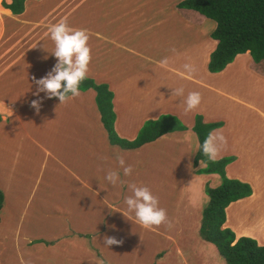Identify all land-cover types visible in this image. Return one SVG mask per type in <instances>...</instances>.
I'll list each match as a JSON object with an SVG mask.
<instances>
[{
  "label": "crops",
  "instance_id": "obj_1",
  "mask_svg": "<svg viewBox=\"0 0 264 264\" xmlns=\"http://www.w3.org/2000/svg\"><path fill=\"white\" fill-rule=\"evenodd\" d=\"M69 1L24 0L22 11L13 13L12 8L10 10L5 6L11 0H0V264H28L29 249H34L37 254L46 249L65 251L57 256L67 260L68 264L85 261L98 264L100 260L104 264H113V260L100 249L101 242L95 239L97 233L102 234L109 225V214L119 215L118 219L127 218L133 225L146 229L136 220H130L131 216L123 215L125 197L132 195L129 184L147 185L155 190L159 187L160 191H164L162 188L166 184L169 188L177 186V194L183 196V209L174 217L167 212L168 219L173 217L176 222L174 234L171 233L173 228L166 224L154 226L151 230L154 238L162 244L154 250L153 255L156 252L161 254L155 255L153 264H211L205 258L207 252L213 249L210 243L203 244L207 242L198 236V227L202 207L208 200L206 197V202L203 201L204 185L209 187L210 184V188H214L220 183V178L216 174L195 173V170L204 168V164L200 161L195 167L192 164L198 144L191 127L194 115L201 114L203 123L223 121L220 127L213 130L219 129L225 136L230 120L228 113L221 114L219 121L210 119L204 100L188 113L186 119H182L181 113L162 110L170 105L162 103L166 100L171 102L173 98L164 96L163 91L168 87L165 82L159 83L162 78L154 77L156 68L167 71L168 67L162 66V59L155 57L160 51L170 57L178 52L176 56L189 59L185 60V64L193 65L200 57V69L206 70L207 75L204 72L187 74L185 69L171 67L168 70L203 89L211 86L203 83V76L210 78L209 81L214 84L212 91L219 90L216 83H223L225 91H229L225 95L228 101H235L244 113H254L246 118V123L252 124L255 136L248 155L242 157L244 154L240 151L231 152L228 149L220 152L215 160L232 157V161L224 167L225 177L247 184L251 190L248 197L231 202L224 208L222 228L229 229L235 239L248 237L257 245H263L264 134L257 133V130L264 127V111L250 104V99L238 100L230 95L231 82L236 79L234 75L241 74L242 65L247 67L248 60L243 62L242 55L248 53L236 55L220 72L210 73L206 65L216 45L209 37L214 23L208 19L211 23L207 22L198 13L170 6L173 14L180 17L170 22L171 27L172 23L178 25L176 30L171 29L172 33L181 34L185 42L180 46L177 43L168 48L164 46V51L162 44L157 46L153 40L150 42V38L140 44L137 34L144 24L142 21H146L136 9L103 6L99 21H89L84 25L75 22V2L78 0H72L74 3ZM93 7L96 9V6ZM13 10L17 8L13 6ZM151 11L154 16L162 12L153 8ZM154 19L156 29L161 24L169 27L164 19ZM62 20L73 28L89 30L92 60L87 79L95 85H105L111 92L112 127L119 139L132 141L144 122L156 120L160 114L176 117L185 125V130L166 133L137 148L122 149L109 144L92 89L80 91V96L62 104L59 98H48L45 93H40L39 97L34 95L37 85L33 77H44L57 63L52 54L55 44L49 28ZM146 26L147 23L144 28ZM165 31L171 32L169 28ZM167 49L169 52H166ZM125 58L134 62V71L139 67L141 70L124 77L122 66ZM227 73L232 76L225 77ZM253 74L246 78L255 76L262 80L260 87L264 90V66L255 69ZM36 99L41 100L39 112L31 106ZM179 99L182 103L181 97ZM228 101L226 105L229 107L224 104L223 107L231 110V115L235 114L237 119V114L243 113H239ZM258 121L261 124L257 125ZM180 139L186 144L185 152L180 149ZM118 156L124 158L126 165L132 166L131 175H124L117 162ZM180 156L185 161L183 175L178 174ZM157 167L169 172V182L167 176L158 179ZM109 170L119 171L120 179L125 183L113 185L108 182L105 176ZM216 177L219 182L213 186L210 182L212 180L215 184ZM197 195L202 203L196 202ZM188 231L192 234L190 239L186 237ZM195 246L198 248L195 249ZM201 246L205 247L204 253ZM76 256H80L79 259Z\"/></svg>",
  "mask_w": 264,
  "mask_h": 264
},
{
  "label": "rangeland",
  "instance_id": "obj_2",
  "mask_svg": "<svg viewBox=\"0 0 264 264\" xmlns=\"http://www.w3.org/2000/svg\"><path fill=\"white\" fill-rule=\"evenodd\" d=\"M180 1L182 0H94L93 2H88V0H85V2L82 0H78L77 2H75L76 7H75L74 12L75 13L77 12V14L75 15V22L85 25L86 22H89V21H99L103 6H130L128 8L129 10L136 9L138 12H141L143 19L146 21L148 25L146 26V28H144L146 23L142 21V23L144 24H142L141 30H139V33L137 34V36H139L141 39L140 44L149 41V38H150V42H152L153 40V43L156 42L157 46L162 44L163 45L162 48L164 46H167L168 48L169 45H173L174 43H177L180 46L185 41L181 37V34L172 33V30H171V29L176 30L178 25L175 24L174 26V23H172V27H171V24H170L172 20L175 21L179 17L173 14V10L171 9L170 6H175ZM69 2L74 3L72 2V0H70ZM93 6H96V9ZM149 6H150V9H149ZM152 8L156 10L161 9L162 12L157 13V15L154 16L151 11ZM168 8L171 10V12H169ZM86 12L88 14V17H86ZM154 18L164 19L166 22H168L169 27H166L163 24H161L156 29L154 27V23L156 19ZM207 22L211 23V21H208V20ZM209 23H206V24H209ZM167 28H169L171 32L165 31V29ZM211 28L213 27H210V29ZM149 34H150V37H147L149 36ZM163 50L165 51V48H163ZM166 52H169L168 49ZM174 54L175 55L173 57H170L169 54H166V53L164 54L163 51H160V54L155 56L157 59L164 60L165 58H167L168 60L167 71L159 67V68H156L157 74L155 72L153 73H155L154 77L156 79L162 78L161 81H159V83L165 82V86L168 87L167 90L163 91L165 92L164 96L166 98L167 97L173 98L171 102H169V100H166L162 103V104H164L165 102H168V104L170 103V105H167L168 108H164L162 110H165V111L171 110V111H175L178 114L181 113L182 119H186L190 111H187V112L185 111L186 106L183 101L186 99L189 92H193V91L199 92L202 96V100H204L205 102V110L206 112H209L211 116L210 119H217L216 121H219L218 117H220L221 114L228 113V118L230 120V123H227V127L229 131L225 134V137L227 138V145L221 148L220 152H224L225 150L229 149L231 150V152H233L232 150H235L237 152L240 151V154H244L242 157L247 156L248 155L247 153L252 148L253 139L255 138V136H254V130H252L253 126H250L252 124L248 122L246 123V118L254 115V113L253 112L244 113L243 108L240 107L237 103H235V101H232V100L228 101V97H226L225 95L229 91H225V87L223 83H216V84H219V90L212 91L214 84L209 81L210 78L203 76L201 78L203 83L206 84V86L209 84L211 85L208 87L210 90L207 88L203 89L197 83L186 81L183 78H181V76L179 77V75H177L176 73L172 72L171 70H168L169 67H171L172 69L173 68L184 69L183 65L185 64V60H189L188 58H185V56H176V55H179L178 52H175ZM242 56H243L242 58L243 62L245 60H248L247 67L245 65H242L243 70L241 68L240 70L242 71L239 70L241 74L234 75L236 79L232 80L231 86H230L231 98H235L238 100H243L245 98L250 99L251 101L249 102L250 104L255 105L259 110L264 111V90H262L260 87L263 81L260 79H256L255 76L254 77L250 76L249 78H246V76L248 75H254L253 72L255 71V69L259 70L261 66H264V63L260 62L261 64H257L251 60L249 55H242ZM162 60H160V62ZM200 60L201 59L199 57L198 60H195V62H193V66L196 69L195 72L196 73L204 72L206 74L205 69H204L205 71H202V69H200ZM235 64H239V63L235 62ZM133 65H134V62L131 63L129 59H126V58L124 59L123 66H122L125 69L123 73L124 77H130L132 76V73H134L135 71L141 70V67H139V68H134L135 69L134 71L132 69ZM230 76L232 75H229V73L225 75V77L227 78H229ZM181 87L184 89V95L181 97V99L183 100L182 101L183 104L180 102V99H179L180 96L172 95L173 90L175 88H181ZM145 98H146V95H145ZM227 101L231 102V104H234V109L239 110V113H243V114H237V119L235 117V114L231 115L232 113L231 110L226 108V107H229L226 105ZM223 104L226 107H223ZM169 106H171V108H169ZM248 106H251V105H248ZM197 115L200 116L201 114H197ZM159 116H161V114ZM174 118L179 122V120L176 117ZM224 120L227 121L226 119ZM220 122L223 123V121H220ZM259 124H261V122L258 121L257 125ZM181 125L185 127V125L183 124ZM261 127L258 128L257 133L261 132L262 134H264V127L263 126ZM179 141H180V149L185 152L184 149H185L186 144H184L181 139ZM192 141H193V138H192ZM174 150H177V149H174ZM141 155H144V153H142ZM178 161L180 163L178 174L183 175L185 171L184 157L180 156ZM162 169L164 168L157 167L156 175L158 179L165 178L167 176V182H169V179H170L169 172L162 170ZM171 174H172V171H171ZM215 181H216L215 184H213L212 180L210 183L213 186H216L219 182V178L216 177ZM209 187H210V184H209ZM162 189L164 191H160L159 187L156 188V190L154 188L150 190L156 197H158L159 207L166 209V211L169 214H172L174 217V215H176L178 212L181 211V209H183V201H184L183 196L181 195L179 196V194H177V191H178L177 186H172V188H169L168 185L166 184V187H163ZM203 197H205L203 201L206 202V199H207L206 195L203 194ZM195 200L196 202L199 201V203H202L200 198H198V195L195 196ZM125 206L126 207L124 209V212L126 213V215H128L129 217L131 216L130 220L131 219L136 220L135 213L128 212L127 205L125 204ZM200 207L201 206H199V208ZM203 207H205V205ZM199 215H200V212H199ZM117 217H119V215H113L112 213L109 214V217L107 219V222H109V225L106 227L105 230H103L102 234L99 233L98 235L97 233V235L95 236L96 237L95 239L98 242H101L99 244H101L100 249L103 251V253L106 254L107 257L111 259V261L113 260L114 262V263L112 262L113 264H153L155 255L161 254V253L157 254L158 252H156V254L153 255L155 253L154 250H156L162 245L158 240L154 238V235L152 234L153 230L151 231L148 229H143L139 226H135L132 223H130L127 218L118 219ZM173 217H172V220H169L171 222V227L169 228L170 229L173 228L171 231L172 234H174L173 230L176 225V222L174 223L173 221L174 220ZM198 223H199V220L196 222V224L198 225ZM163 230L161 227V231ZM195 231H197L196 228H195ZM105 236L115 237L118 240H122L123 243L121 245H112L108 248L107 246L103 244ZM186 237L188 239L192 238V234L190 231L186 233ZM203 244H209V243H203ZM209 245L212 247L213 250L212 251L210 250L207 252L205 259L211 264H224L222 258L217 254L214 246L212 244H209ZM198 246L197 247L195 246V249H197ZM195 249L194 251H196ZM202 249L201 251H203L204 253L205 247H202ZM28 252H29L28 264H68L67 260L62 259L57 256L58 254L64 253L65 251H49L46 249L45 251H41L42 254L40 253L37 254L34 249H29ZM94 255L98 257V259L101 258L98 255L97 251H94ZM79 257L80 256H76L77 259H79ZM78 264H90V263L89 261H85L83 263L80 262ZM159 264H171V263L168 262V263H159ZM189 264H192V263L189 262Z\"/></svg>",
  "mask_w": 264,
  "mask_h": 264
},
{
  "label": "trees",
  "instance_id": "obj_3",
  "mask_svg": "<svg viewBox=\"0 0 264 264\" xmlns=\"http://www.w3.org/2000/svg\"><path fill=\"white\" fill-rule=\"evenodd\" d=\"M23 1L11 0L5 6L10 10L12 8L13 13H20ZM13 6L17 10H13ZM175 6L192 10L214 23L209 37L216 45L209 54L206 65L208 72H220L236 55L245 52L254 63L264 62V0H182ZM88 89L95 92L94 102L110 145L133 149L166 133L185 130L174 117L161 115L156 120L144 122L132 141L119 139L112 127L114 114L111 109V92L105 85H95L91 80L85 79L81 82L80 91ZM220 126V122L203 123L201 117L195 115L191 127L198 144L192 164L194 167L199 161L204 164V168L195 170V173L216 174L220 178V183L214 188L204 185L203 190L208 200L201 211L198 236L214 246L225 264H264V244L259 246L248 237L235 239L229 229L222 228L224 208L231 202L248 197L251 190L247 184L224 176V167L232 161V157L210 160L203 154L205 138L210 131ZM1 205L0 192V208Z\"/></svg>",
  "mask_w": 264,
  "mask_h": 264
},
{
  "label": "clouds",
  "instance_id": "obj_4",
  "mask_svg": "<svg viewBox=\"0 0 264 264\" xmlns=\"http://www.w3.org/2000/svg\"><path fill=\"white\" fill-rule=\"evenodd\" d=\"M52 41L55 44V50L52 53L57 58V63L44 77L36 79L33 82L37 85V91L34 95L39 97L40 93H45L48 98L58 97L60 104L67 103L71 99L80 96L81 82L87 79L89 74V65L92 60L91 48L89 46L90 33L88 29L73 28L69 26L66 20L53 24L49 28ZM174 52L175 49H172ZM162 66L168 64L167 58L162 60ZM187 74L196 71L192 64L183 65ZM70 94V95H69ZM172 95L182 97L184 89L175 88ZM202 101L199 92H189L186 99L185 111H191L197 108ZM31 106L40 110L41 100L36 99L31 102ZM227 145V138L219 129L213 130L205 138L202 151L210 160H215L220 153L221 148ZM120 168L123 169L125 176L131 175L133 168L126 165L122 156L117 157ZM201 163V162H200ZM105 179L113 185L117 183L123 185L125 182L120 179V173L116 170H109ZM132 195L125 197V204L128 212H134L136 221L144 228L153 230V227L166 224L171 227L167 211L159 207V200L147 186H137L136 184L128 185ZM125 216L126 214L123 213ZM122 240L112 236H105L103 244L108 248L112 245H121ZM98 264H104L103 260Z\"/></svg>",
  "mask_w": 264,
  "mask_h": 264
}]
</instances>
